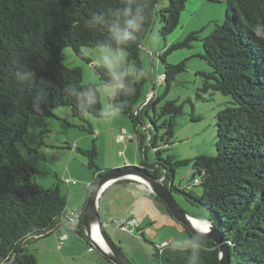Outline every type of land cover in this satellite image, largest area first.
<instances>
[{
	"label": "trees",
	"instance_id": "trees-1",
	"mask_svg": "<svg viewBox=\"0 0 264 264\" xmlns=\"http://www.w3.org/2000/svg\"><path fill=\"white\" fill-rule=\"evenodd\" d=\"M188 1L151 0L157 13L150 14L136 38L122 48L136 67L144 68L140 48L155 20L161 24L160 34L166 37L178 27ZM225 1L224 23L217 24L204 39V58L213 70L207 77L214 80L207 82L205 89L231 97L230 104L217 114L216 155H199L192 160L168 156L163 160L157 140L170 144L175 119L183 113V106L154 95L142 102L148 78L135 81L127 77L125 87L116 88L111 96L110 105L122 109L121 114L133 123L143 153L146 139L156 150L158 160L143 161L141 166L157 177L165 176L172 192L176 187L171 173L180 165L192 163L194 174L201 176L195 181L203 186V193L197 196L184 188L178 191L209 212L207 218L230 247V264H264V0ZM122 5L123 0H0V264H38L36 253L27 244L49 235L64 221L73 227L66 233L84 234L83 211L79 218L71 217L74 210L67 208V196L60 186L46 188L35 181L37 170L25 160L17 144L33 116L47 118L60 106H69L73 116L87 124V114L108 116L97 86L83 84L82 70L65 64L62 55L63 49L71 46L85 57L82 48H96L101 41H110L111 10ZM94 16L100 17L99 22L89 24ZM195 38L191 33L171 48L190 46ZM161 59L166 63L168 90L176 73L185 68V60L171 64ZM95 67L102 80L114 85L109 69ZM128 86L135 87V95L127 92ZM144 116L157 131L163 130L161 136L149 131ZM88 125L80 127L94 133ZM83 152L98 176L108 172L96 165L95 145ZM205 244L201 264H219L217 244L209 239ZM156 258L160 264H186V253L172 246L157 247Z\"/></svg>",
	"mask_w": 264,
	"mask_h": 264
},
{
	"label": "rangeland",
	"instance_id": "rangeland-1",
	"mask_svg": "<svg viewBox=\"0 0 264 264\" xmlns=\"http://www.w3.org/2000/svg\"><path fill=\"white\" fill-rule=\"evenodd\" d=\"M226 9L225 0H189L181 13L178 27L172 33L166 37L162 36L159 31L161 24L156 19L143 39L140 59L145 69L150 68V75L145 84L142 102L152 93L155 97H163L164 101L176 100L183 106V113L175 119V134L170 144L165 145L160 138L157 140V144L163 149L160 155L163 160L168 156L192 160L199 155L214 156L217 153V114L230 104L228 102L231 97L211 88L205 89L206 83H214V80L207 77L213 70L204 58V39L217 24L224 23ZM152 32H158L160 38L150 48L149 34ZM191 33H195L197 38L190 40V46L171 48L183 42ZM121 50L123 60L119 70L122 66L125 70L129 66H135L134 62L128 59V52L125 49ZM82 52L85 57L78 55L71 46H66L63 49L62 61L68 66L79 67L82 70L83 84L97 86L103 109L107 113L110 98L116 87L102 80L96 70L95 66L101 65L96 61L97 47H84ZM160 55L171 64L185 60V68L176 73L168 90L165 81L159 82L160 76L164 75L166 70V63ZM52 113L53 115L47 118L33 116L26 135L17 145L25 160L37 170L35 181L46 188L59 185L62 193L67 196V208L70 210L77 211L83 204L85 205L89 186L99 177L90 167L89 157L83 151L90 150L95 145L98 151L95 162L103 171L140 168L143 161L150 163L158 160L159 155L149 145L148 139L144 141V146L148 145L147 158L136 137L133 142L130 141L132 138L129 136L130 133L135 135L136 130L129 118L123 114L119 117L108 115L103 118L87 114L86 120L94 132L89 133L80 127H89V123L74 117L69 106L55 108ZM153 115L151 109L150 116ZM144 120L153 135L163 134V130L157 131L150 124L149 117L144 116ZM126 127H129L130 131ZM139 128L145 130V127ZM149 131H146L148 137ZM171 177L176 187L173 194L184 210L189 215L210 217L203 205L192 203L184 193L178 191V188H184L194 195H202L203 186L195 183V178L201 179V176L194 174L192 163L178 166L175 172L171 173ZM66 178L77 180L78 184L70 186L65 182ZM121 179L131 182L142 181L132 177L114 181ZM113 189H116L115 186ZM111 196L112 190L102 201L100 214L104 218L107 216L105 209ZM109 213L112 214L110 211ZM117 216L119 215H116L115 220L118 219ZM123 223L118 220L111 224L107 223L106 230L133 264H160L156 258L157 247L161 249V246H172L173 243L166 241L165 245H161L164 238L174 235L177 239L189 235L188 230L181 224H179L181 228L178 225L176 227L156 225V235L146 230L142 236L137 230L135 234L133 231L130 233L127 227L124 230ZM65 232L63 231L62 237L60 235L59 240H55L54 243L52 242L54 233L30 241L28 247L36 253L38 264H96L91 258L102 257L96 248L90 249L92 243L84 230V234L71 232L64 237ZM67 236L70 237L68 242Z\"/></svg>",
	"mask_w": 264,
	"mask_h": 264
},
{
	"label": "clouds",
	"instance_id": "clouds-1",
	"mask_svg": "<svg viewBox=\"0 0 264 264\" xmlns=\"http://www.w3.org/2000/svg\"><path fill=\"white\" fill-rule=\"evenodd\" d=\"M157 10V7L151 3V0H135L134 3L131 0H123L122 7L111 10V40L101 41L97 44L96 61L110 70L115 81L114 87L117 89L125 87L124 80L127 77H132L135 81L149 77L150 68H138L134 65L129 66L125 71L121 72L119 70L123 60L121 49L129 41L136 38L137 33L144 28L145 20L148 19L150 14L155 15ZM99 20V16H94L88 23L96 24ZM159 38L158 32L150 33L148 46L151 48ZM127 92L130 95H135L136 89L133 86H128ZM80 95L83 94L80 93ZM149 96H152V93L147 96V99ZM92 98V96H89V99ZM84 111H87V109H84ZM121 112L122 109L113 108L109 105L106 114L119 117ZM200 220L206 225L207 231L204 229L193 230L192 234L179 237L172 243L174 250L186 253V264H201V255L206 250L205 234L211 227V221L207 217H200ZM90 248L94 249L93 246Z\"/></svg>",
	"mask_w": 264,
	"mask_h": 264
},
{
	"label": "water",
	"instance_id": "water-1",
	"mask_svg": "<svg viewBox=\"0 0 264 264\" xmlns=\"http://www.w3.org/2000/svg\"><path fill=\"white\" fill-rule=\"evenodd\" d=\"M129 175H137L145 183V185L164 202L171 212L172 217L184 226L191 234L193 230H202L193 222L194 217L189 215L184 208L178 203L170 187L165 183V176L157 177L150 170L140 167L132 169H116L103 173L98 179L91 184L86 204L83 209V230L87 235L88 240L97 251L109 259L114 264H133L130 259L114 242L110 234L106 230L105 221L99 213V199L106 188L112 181L128 177ZM95 226L102 238L104 245H101L94 238ZM205 239L214 241L219 248V264H230V247L224 241L223 235L211 222L209 231L205 234Z\"/></svg>",
	"mask_w": 264,
	"mask_h": 264
},
{
	"label": "crops",
	"instance_id": "crops-1",
	"mask_svg": "<svg viewBox=\"0 0 264 264\" xmlns=\"http://www.w3.org/2000/svg\"><path fill=\"white\" fill-rule=\"evenodd\" d=\"M126 128L128 131H130L129 127ZM129 136L132 137L130 139L131 142H133L136 137L138 145L141 148V140L139 138V135H137L136 133L135 135L134 133H130ZM147 147L148 145L144 147V155L146 158L148 157ZM144 184L145 183H141L139 181L131 182L127 179H121L118 181H113L106 186L99 199V213L102 206V201L104 200V196L108 194L110 190H112L113 196L109 197L108 207H106L105 209V213H107L106 218L102 217L105 221V225H107V223L111 224L112 222L117 220L119 222L122 221L125 223L127 230H130V233L133 231V233L135 234V231L137 230L141 233L142 236H144L146 230L149 233L156 235V225H160V227L165 225L176 227L178 225L179 228H181V225H179L180 223H178L172 217L171 213H169V211L165 207V204L159 198H157V196ZM114 186L116 189H113ZM124 199H127L128 201ZM84 206L85 205L83 204L82 207L77 209V211L82 212ZM109 211L112 212V214L109 213ZM116 215H119L117 216V220H115ZM71 228L72 225L66 221L56 226V228L50 233L55 234L52 242L54 243L55 240H59V236L61 235L62 237V232L67 231L66 229ZM40 238H36L35 240ZM69 238L70 237L67 238V242ZM174 240V235H170L169 238H164V241L161 243V245H165L166 241L169 242ZM29 243L27 245H29ZM91 261L96 264H113L111 261L109 262L103 257H100V259L92 257Z\"/></svg>",
	"mask_w": 264,
	"mask_h": 264
},
{
	"label": "built area",
	"instance_id": "built-area-1",
	"mask_svg": "<svg viewBox=\"0 0 264 264\" xmlns=\"http://www.w3.org/2000/svg\"><path fill=\"white\" fill-rule=\"evenodd\" d=\"M164 79H165V75H161L160 76V80H159V82L160 83H162L163 81H164ZM150 97L151 96H149L148 97V99H150ZM65 182L68 184V185H70V186H73V185H76L78 182H77V180H74V179H71V178H66L65 179ZM195 183L197 184V183H199V181L196 179V181H195ZM80 215H81V212H79V211H70V216L71 217H73V218H79L80 217ZM74 220V219H73ZM124 224V223H123ZM125 225V224H124ZM122 226V228L125 230V227L126 226ZM43 235V234H42ZM67 234L66 233H64V237L66 236ZM91 250H93V248H90Z\"/></svg>",
	"mask_w": 264,
	"mask_h": 264
},
{
	"label": "bare ground",
	"instance_id": "bare-ground-1",
	"mask_svg": "<svg viewBox=\"0 0 264 264\" xmlns=\"http://www.w3.org/2000/svg\"><path fill=\"white\" fill-rule=\"evenodd\" d=\"M128 177H132V178H134V179H140V177L139 176H137V175H129ZM140 181V180H139ZM142 182V181H141ZM145 185V184H144ZM193 222L195 223V225L197 226V227H199V228H201L202 230L205 228V224H203L202 222H201V220L200 219H197V218H194L193 219ZM94 238L101 244V245H104V243H103V241H102V238H101V236H100V234H99V232H98V229H97V226H95V231H94Z\"/></svg>",
	"mask_w": 264,
	"mask_h": 264
},
{
	"label": "snow or ice",
	"instance_id": "snow-or-ice-1",
	"mask_svg": "<svg viewBox=\"0 0 264 264\" xmlns=\"http://www.w3.org/2000/svg\"><path fill=\"white\" fill-rule=\"evenodd\" d=\"M204 230H205V231H207V228H206V226H205Z\"/></svg>",
	"mask_w": 264,
	"mask_h": 264
}]
</instances>
